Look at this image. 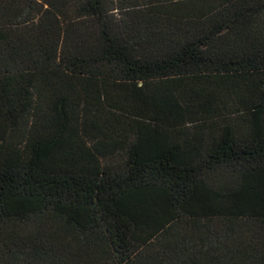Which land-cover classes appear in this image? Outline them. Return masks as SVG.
Returning <instances> with one entry per match:
<instances>
[{"label":"trees","instance_id":"obj_1","mask_svg":"<svg viewBox=\"0 0 264 264\" xmlns=\"http://www.w3.org/2000/svg\"><path fill=\"white\" fill-rule=\"evenodd\" d=\"M0 264H264V0H0Z\"/></svg>","mask_w":264,"mask_h":264}]
</instances>
